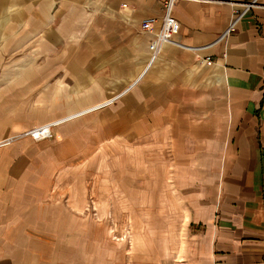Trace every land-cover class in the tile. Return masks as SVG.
Returning <instances> with one entry per match:
<instances>
[{
    "label": "crops",
    "instance_id": "crops-1",
    "mask_svg": "<svg viewBox=\"0 0 264 264\" xmlns=\"http://www.w3.org/2000/svg\"><path fill=\"white\" fill-rule=\"evenodd\" d=\"M238 1L256 6L229 36L243 7L178 3L181 46L164 45L148 67L152 37L141 26L162 19L163 0H0V65L21 67L0 76L11 84L0 92L6 133L60 123L51 139L0 150L6 264L60 254L68 264H264V0ZM113 153L174 163L179 205L144 210L162 208L168 229L159 245L133 220L129 243L93 253L77 220L90 207L58 202L67 195L55 180L68 163Z\"/></svg>",
    "mask_w": 264,
    "mask_h": 264
},
{
    "label": "rangeland",
    "instance_id": "rangeland-1",
    "mask_svg": "<svg viewBox=\"0 0 264 264\" xmlns=\"http://www.w3.org/2000/svg\"><path fill=\"white\" fill-rule=\"evenodd\" d=\"M15 55L8 53L6 59ZM7 71H12V74L19 73L21 67L6 68L2 62V66L0 65V76H6ZM33 86L35 87L36 85L33 84ZM6 87L11 89V84L6 85V83L0 82V92L6 91ZM21 92L26 93L28 89H23ZM91 109L76 113L72 120L91 113L89 112ZM9 118V113L7 115L6 110H0V142L12 139L9 143L0 147V150L12 147L16 142L23 139L33 140L31 137H25V133L48 123L37 124L40 126L34 125L35 127L32 126V129L22 134L10 136L9 133H6L9 126V124H6ZM68 118L71 117L67 116L65 119ZM129 156L119 155L117 157V154L113 153L107 159L106 157L100 159H78L75 162L68 163L61 170V173L58 174V177H60L58 182L55 180V184L59 185V187H56L58 191L67 195L60 196L61 201L58 202L70 203L71 201L79 205L86 204L90 207L86 213H78L77 220L78 228L82 233L86 229L90 230L92 245L88 246L87 250L93 253L106 248L107 243H110V249L114 246L111 244L112 242L125 241L129 243L132 240V230L134 229L130 227V222L133 220L139 233L142 231L146 238L149 237L148 235L151 237L155 236L157 238L156 243L159 245L160 237L164 236L162 231L168 229V226L165 227L164 213L158 212L162 208H157V212L144 210H147L153 204L158 206L167 205L170 208L173 206L175 210L180 203L179 197L174 195L179 183H175L172 179L171 173L174 171L175 166L170 159H134V157ZM201 161V165L206 169L214 165L209 159H201ZM68 197H71L72 200L69 201ZM105 209H108V211ZM112 209L114 211H111ZM167 214L173 215L174 219H176L175 216L180 214V212L173 211L172 213L167 212ZM145 217L155 219L152 221L151 227L148 225L142 226L141 221H144ZM82 220H85V222L82 223ZM108 222L109 227H107ZM122 226H124L123 229ZM106 229L108 230L107 236ZM173 230L178 232L180 229L174 228ZM122 231H124V235L121 234ZM152 231H156V235ZM82 245L84 247V243ZM51 249L52 247L46 249V251H51ZM65 253L67 254L68 252ZM60 258L59 260L54 258L56 260L53 259V261L45 258L42 261L40 260L41 262L28 259L27 264H45L49 262L51 264L52 262L68 264L69 259L63 254H60ZM8 262L5 259L4 244L0 242V264ZM71 263L72 260L70 261Z\"/></svg>",
    "mask_w": 264,
    "mask_h": 264
},
{
    "label": "built area",
    "instance_id": "built-area-1",
    "mask_svg": "<svg viewBox=\"0 0 264 264\" xmlns=\"http://www.w3.org/2000/svg\"><path fill=\"white\" fill-rule=\"evenodd\" d=\"M186 0H163L164 14L160 21L157 19L151 18L146 19L142 23V31L148 35H151L152 40L149 45V63L148 67L152 66L158 59L161 54L162 48L166 44H172L181 46L180 43L176 41L177 36L180 33L181 25L177 19L174 17V8L175 6ZM196 1V0H188ZM218 3H227L232 5L234 8L243 7V12L241 13L238 10H234V18L231 22L230 27L225 32L224 36H229L230 34L236 31V26L241 19L242 15L249 11L251 8L256 6L255 3H239L238 0H213ZM156 26H159L156 30ZM110 104V101L103 103L94 107L93 110H99L106 105ZM60 125L59 121H54L47 123L41 127L35 128L25 133V137H31L34 141H44L51 139L53 134V128ZM14 139V138H13ZM12 139H6L5 141L0 142V147L9 143Z\"/></svg>",
    "mask_w": 264,
    "mask_h": 264
}]
</instances>
